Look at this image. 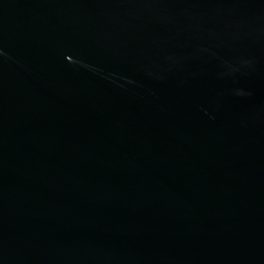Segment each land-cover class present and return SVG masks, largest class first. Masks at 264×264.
Wrapping results in <instances>:
<instances>
[{
    "label": "water",
    "instance_id": "95a60500",
    "mask_svg": "<svg viewBox=\"0 0 264 264\" xmlns=\"http://www.w3.org/2000/svg\"><path fill=\"white\" fill-rule=\"evenodd\" d=\"M0 264H264V0H0Z\"/></svg>",
    "mask_w": 264,
    "mask_h": 264
}]
</instances>
